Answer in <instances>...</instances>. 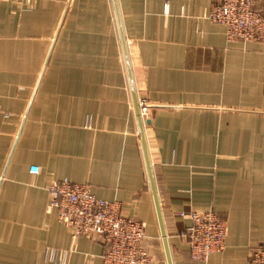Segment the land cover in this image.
<instances>
[{"label": "crops", "instance_id": "0c3cea01", "mask_svg": "<svg viewBox=\"0 0 264 264\" xmlns=\"http://www.w3.org/2000/svg\"><path fill=\"white\" fill-rule=\"evenodd\" d=\"M217 2L117 0L174 264H251L264 243V42H229ZM0 104V264H104L109 244L50 208L63 178L163 245L114 0H0ZM206 210L228 237L199 262L184 231Z\"/></svg>", "mask_w": 264, "mask_h": 264}, {"label": "built area", "instance_id": "2783aa9c", "mask_svg": "<svg viewBox=\"0 0 264 264\" xmlns=\"http://www.w3.org/2000/svg\"><path fill=\"white\" fill-rule=\"evenodd\" d=\"M262 1L218 0L207 19L226 28L229 42H264V11L259 8ZM139 108L144 118L148 107L142 102ZM48 191L50 208L57 209L60 221L71 229L74 239L89 236L109 244L104 264H150V255L143 247L145 224L125 216L120 202L99 198L90 184L68 178L54 181ZM184 233L191 257L207 262L213 253L225 249L228 225L213 210L193 211ZM46 258L54 264H68L70 251L51 248ZM251 264H264V243L253 250Z\"/></svg>", "mask_w": 264, "mask_h": 264}, {"label": "water", "instance_id": "95a60500", "mask_svg": "<svg viewBox=\"0 0 264 264\" xmlns=\"http://www.w3.org/2000/svg\"><path fill=\"white\" fill-rule=\"evenodd\" d=\"M114 3H115L116 12H117V18H118V24H119V28H120V32H121V37H122V44H123L124 55H125V59H126V63H127L129 79H130V83H131V87H132V91H133V96L135 98L136 110H137L138 120H139V124H140L141 136H142V140H143V147H144L146 162H147V166H148L151 186H152V190H153V194H154V199H155V203H156L158 220H159V225H160L165 255H166L167 263L168 264H174L172 250H171L170 241H169V236L167 233V229H166V225H165V219H164L162 208H161V202L159 199L157 186H156L155 178L153 175L151 161H150L149 154L147 151V145H146L145 134H144V122H143V118L141 117L139 103L137 100V93H136L135 84H134L133 72H132V68H131V62H130L129 52H128V48H127V42H126V39L124 36L123 27H122L120 15H119L117 0H114ZM145 123L149 124L150 120L149 119L145 120Z\"/></svg>", "mask_w": 264, "mask_h": 264}, {"label": "rangeland", "instance_id": "374dc122", "mask_svg": "<svg viewBox=\"0 0 264 264\" xmlns=\"http://www.w3.org/2000/svg\"><path fill=\"white\" fill-rule=\"evenodd\" d=\"M145 243H146V239L143 243V247H145V249L148 252V254L150 255L151 259L155 255L156 256L160 255L163 259H165L164 248H163L161 240H157L156 242H152V243L148 242L147 246Z\"/></svg>", "mask_w": 264, "mask_h": 264}]
</instances>
